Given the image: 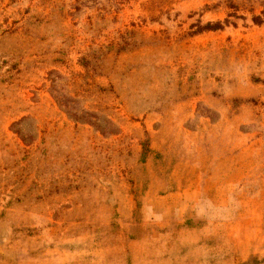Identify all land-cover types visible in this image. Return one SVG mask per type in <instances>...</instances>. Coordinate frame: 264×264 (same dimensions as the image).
Returning <instances> with one entry per match:
<instances>
[{
  "label": "rangeland",
  "instance_id": "rangeland-1",
  "mask_svg": "<svg viewBox=\"0 0 264 264\" xmlns=\"http://www.w3.org/2000/svg\"><path fill=\"white\" fill-rule=\"evenodd\" d=\"M0 264H264V0H0Z\"/></svg>",
  "mask_w": 264,
  "mask_h": 264
},
{
  "label": "trees",
  "instance_id": "trees-1",
  "mask_svg": "<svg viewBox=\"0 0 264 264\" xmlns=\"http://www.w3.org/2000/svg\"><path fill=\"white\" fill-rule=\"evenodd\" d=\"M253 21L256 22V23H258V24L261 23L258 17H254V18H253ZM216 26H217V25L215 24V25H213V26H206V27H209V28L211 27V29H216ZM146 151H147V150L144 148V153H142V156H143V157L145 156V152H146Z\"/></svg>",
  "mask_w": 264,
  "mask_h": 264
}]
</instances>
